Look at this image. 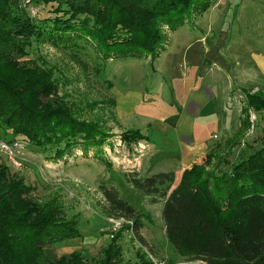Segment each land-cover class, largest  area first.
Segmentation results:
<instances>
[{
	"label": "rangeland",
	"instance_id": "1",
	"mask_svg": "<svg viewBox=\"0 0 264 264\" xmlns=\"http://www.w3.org/2000/svg\"><path fill=\"white\" fill-rule=\"evenodd\" d=\"M24 1L19 0L18 9L29 11ZM34 1L39 9L32 18L38 23L50 16L52 5ZM213 1H208L207 11L215 5ZM213 12L216 21L208 31L219 48L212 52L203 78H198L200 69H196L191 83L184 81V73L170 77L159 65L172 33L178 32L173 35L172 45L177 53L186 32L179 29L188 28L175 21L170 23L175 27L173 31L162 29L164 41L160 57L154 61L146 57L103 62L94 60L92 49L77 55L78 52L62 51L46 43H33L28 57L21 60L27 66L50 69L60 85L54 100L66 103L77 119L97 123L111 136L98 152L89 148L84 155L76 148L54 161L19 137L9 133L3 136L0 128V182L23 185L21 199L38 209L56 211V220L74 226L78 234L76 239L44 246L42 264L102 262L105 249L122 228L107 214L101 186L113 187L142 215L139 237L143 243L127 230L115 243L124 262L135 263L141 255L152 264H203L186 261L175 253L164 235L162 203H152V198L134 190L124 177L135 172V167L139 176H147L151 151L153 173L178 167L180 135L163 129L174 124L170 113L179 111L184 100L189 107L186 118L196 122L193 138L204 143L189 165L228 172L264 147V0L221 1ZM199 16L194 15L189 23L194 25ZM205 79L211 86L208 90L202 86ZM192 89L193 100L189 93ZM246 94L258 96L253 100L255 109L248 106ZM127 130H138L146 139L127 147L120 138ZM147 139L153 143V150L145 143Z\"/></svg>",
	"mask_w": 264,
	"mask_h": 264
},
{
	"label": "trees",
	"instance_id": "2",
	"mask_svg": "<svg viewBox=\"0 0 264 264\" xmlns=\"http://www.w3.org/2000/svg\"><path fill=\"white\" fill-rule=\"evenodd\" d=\"M33 1L30 5L39 9ZM38 1L52 8L48 18L36 23L28 10L18 9L19 0H0V128L3 136L19 137L54 161L76 148L84 155L89 148L98 152L111 136L97 123L80 121L66 103L54 100L60 85L50 69L21 62L33 43L77 55L92 49L94 60L103 62L146 57L154 61L164 41L163 28L173 31L172 21L189 23L209 7V0ZM254 97L258 98L246 94L252 109ZM120 138L127 147L146 139L138 130H127ZM124 178L152 203H162L165 238L182 259L264 264V147L228 172L194 164L175 186L173 172L145 177L132 172ZM24 189L0 182V264H42L44 246L78 238L74 226L56 220V211L38 209L21 199ZM100 189L110 218L121 220L122 231L143 243L139 211L113 187ZM122 231L99 264H152L141 255L135 263L123 261L115 244Z\"/></svg>",
	"mask_w": 264,
	"mask_h": 264
},
{
	"label": "crops",
	"instance_id": "3",
	"mask_svg": "<svg viewBox=\"0 0 264 264\" xmlns=\"http://www.w3.org/2000/svg\"><path fill=\"white\" fill-rule=\"evenodd\" d=\"M221 1L224 2H230L232 0H214V6L209 9V11L203 13V15L199 16V18L196 21H193V24L184 23L183 25L187 24L188 28L186 26H182L179 30L186 29L185 34L183 35V39L181 40L180 48L178 49V52H175V49L172 48L173 45V35L175 33H178L177 31H174L172 33V40L169 43V46L167 48V51L165 52V55L163 56V59L159 63L160 66L167 72V75L170 77L173 75V77L177 76L178 74L183 75L184 73V81H188L189 83L194 81V77H192V72H196V69H200L198 71V78H200L202 75H204L205 70H207V67L209 64L208 62L212 61L210 58L213 56V51H216L218 45L216 44V41L214 39H210V33L208 31L211 24L214 26L215 23V14L216 12H213L216 5L219 6L221 4ZM194 17V16H193ZM192 17V18H193ZM190 26V27H189ZM214 29V28H211ZM219 32L224 34V30H220ZM222 43V41H220ZM160 57V56H159ZM159 61V60H158ZM180 78V77H179ZM203 78V76H202ZM182 80L183 85L185 86L186 83H184ZM203 87H205L207 90L211 87L206 84V79L204 80V83L202 84ZM194 89L190 90V99L193 100L192 97ZM199 93V92H198ZM189 98V97H188ZM189 107L186 104V101L184 100L183 105H180L179 111L171 112L170 115L177 116V119L174 122L173 125H171L169 128L173 132L179 134V140H180V147L179 150L181 151L179 154V163L177 164V168L173 169L172 171L175 174V185L178 183L180 176L182 172L191 167L194 164H190L198 155L200 148L203 146L202 143L195 142V139L193 138L194 131L196 130L194 127L193 119H191L189 116L186 118V110ZM190 111H193V109H190ZM196 112V110H195ZM198 112V110H197ZM196 112V113H197ZM213 113V112H212ZM170 118V117H169ZM167 131V130H166ZM184 140L186 142H184ZM146 144L150 147V150H153V143L147 139L145 141ZM165 144V143H164ZM194 146H197L198 149L194 151ZM152 151L149 158V166L146 167L147 176L155 174L153 173L152 168L154 167V164L152 162ZM135 172H138L137 167L134 168ZM177 180V181H176Z\"/></svg>",
	"mask_w": 264,
	"mask_h": 264
},
{
	"label": "built area",
	"instance_id": "4",
	"mask_svg": "<svg viewBox=\"0 0 264 264\" xmlns=\"http://www.w3.org/2000/svg\"><path fill=\"white\" fill-rule=\"evenodd\" d=\"M25 2V4L27 5L26 7H28V9H29V14H30V16L31 17H34V16H36V14H37V9L36 8H34V7H30V2H29V0H25L24 1ZM2 151V150H1ZM116 222H118V223H120V225L122 224V221L121 220H115ZM112 237V236H111Z\"/></svg>",
	"mask_w": 264,
	"mask_h": 264
}]
</instances>
